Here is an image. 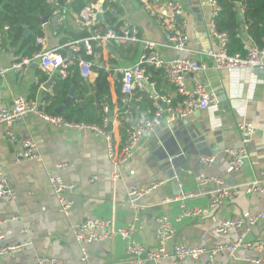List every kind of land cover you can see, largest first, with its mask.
<instances>
[{
  "label": "crops",
  "instance_id": "crops-1",
  "mask_svg": "<svg viewBox=\"0 0 264 264\" xmlns=\"http://www.w3.org/2000/svg\"><path fill=\"white\" fill-rule=\"evenodd\" d=\"M110 1L119 3L124 20L137 26L145 37L165 41L162 30L139 0H97L103 5L102 25L108 23ZM178 1L182 4L179 20L186 23L187 46L194 53L191 57L204 61L207 66L185 75V83L188 86L193 82L205 84L216 93L215 101L185 119L157 127L151 136L141 139L131 159L118 166L114 157L120 146L115 93L119 75L109 68L106 81L113 104L112 117L108 118L112 123L111 150L104 137L91 129H58L33 114L24 116L9 129L0 123V179L8 180L17 194L13 201L0 198V247L8 244L18 247L0 257V264H30L36 255L56 256L67 264H125L126 243L119 236L87 244V257L81 260L82 251L74 238L73 226L83 218L110 219L113 227L133 224V239L154 249L156 219L165 215L175 230L167 244V249L171 250L176 243L207 247L232 243L239 234L238 229L220 234L215 227L225 218L264 210V70L213 68L210 61L198 53L215 49L218 44L209 25L212 20L209 1ZM76 20L77 13L64 7L59 25L55 21L42 24L46 48L63 46L72 40L71 36L79 32ZM8 44L0 49V102L10 106L15 96L33 98L51 92L55 77L46 75V80L40 81L37 70L42 73L44 70L39 65L31 64L21 75L9 68L16 57L13 51L5 50L11 48H5ZM161 52L165 57L175 54L169 47H162ZM111 54H115L114 49ZM103 57L108 66L109 56L104 54ZM138 59L119 67L134 66ZM49 80L51 83L46 87ZM239 121L252 122L256 132L246 146L248 158L242 167L227 172L228 155L224 148L240 146L236 126ZM8 130L13 133V139L8 136ZM25 139L36 144L40 160L17 158ZM204 157H212V161L204 163ZM58 163L64 166L56 168ZM50 171L75 185L67 193L72 201L69 216L58 212L57 199L48 182ZM198 173L220 177L224 186H239L241 190L232 200L197 217L178 219L182 204L187 208L208 205L214 187L213 184L198 185L195 179ZM254 180L262 182V191L245 192L243 187ZM152 182L159 184L146 195L133 198L128 194L130 185L147 186ZM263 235L264 220L250 228L245 241L255 242ZM263 257L264 244L260 249L241 247L232 258L220 253L215 259L225 264H264L254 262ZM173 260L164 257L148 264H173ZM203 261L204 258L184 259L182 264H202Z\"/></svg>",
  "mask_w": 264,
  "mask_h": 264
},
{
  "label": "built area",
  "instance_id": "built-area-1",
  "mask_svg": "<svg viewBox=\"0 0 264 264\" xmlns=\"http://www.w3.org/2000/svg\"><path fill=\"white\" fill-rule=\"evenodd\" d=\"M70 1L64 0L63 4H61L62 7H59L57 0H49L55 7L47 21H55L56 25H59L63 8ZM208 1L212 7V20L209 25L218 44L215 49H205L198 53L208 59L215 69L227 71L238 69L264 70V37L261 44L254 43L251 36L246 32L247 26L244 24L243 17L241 16V38L244 53L229 54L226 48L227 35L219 33L214 29L213 17L217 14L219 7L216 0ZM139 2L162 30L164 42L145 37L137 26L125 21L122 15L118 16V20L122 22L120 26L109 23L102 25L101 17L98 14L103 12V5L100 7L99 2L96 1L95 3H88L77 14L78 30L85 31L87 33L85 36L69 40L63 46L52 48H46L45 36H38L35 38V44L39 45V49L32 53L31 56L13 61L9 66L10 69L21 75L25 69L35 63L49 77L59 76L62 78L67 77L70 74V69L76 66L80 76L89 80L97 77L98 66L96 62L100 58L105 64V70L108 72V66L103 55H110L114 43H139L142 47V52L137 63L134 66L116 68L114 73L119 75L117 83L120 85L121 93L123 94L122 101H127L128 97L135 90L146 88L155 99V108L151 118L141 114L135 120H131V122L136 121V123L131 126L125 141L119 147L114 157V162L117 166L127 163L139 146L141 139L151 136L157 127L162 124L169 125L174 121L185 119L196 110H204L216 99L214 90L205 84L193 82L191 86H188L185 83V75L204 70L207 66L204 61L191 57V54L194 53L187 46L186 23L179 20L182 4L178 0H139ZM240 3V15H242L243 8ZM109 13L115 14L116 9L109 8ZM162 47L171 48L175 54L165 57L161 52ZM5 50L12 51L11 48ZM62 50H64L65 54L61 52ZM81 52L85 55H90L93 59L85 58ZM146 64L153 65L156 69L163 71L165 79L175 88L178 94L176 99L165 93H155L153 82H149L150 75L146 73ZM49 105L50 101L43 96L33 98L15 96L10 106H6L0 102V123L9 129V127L24 116L33 114L58 129H91L104 137L110 150L113 148L112 136L103 128L66 119L62 115L49 111L47 109ZM104 108L106 110V107ZM108 122L107 117L104 120V125L107 126ZM236 126L240 133V146L238 148H224V152L228 155L227 172H234L242 167L248 158L246 146L256 132L255 125L250 121H239ZM7 134L10 139L14 138L10 130L7 131ZM16 156L18 159L40 160L36 144L31 139L22 141V147ZM202 161L210 163L212 157H204ZM62 166H64L63 163L55 165L56 168H61ZM187 172L191 173L190 170H187ZM115 176L118 175L116 174ZM195 179L200 186L213 184L214 188L210 191L211 198L205 208H187L182 204L178 219L181 217H197L208 211V209L220 206L226 200H232L234 195L238 194L241 190L239 186H224L222 179L214 175L198 173L195 175ZM48 182L57 199L58 212L64 216H69L72 201L67 196V193L74 188V183L65 181L61 176L52 171L48 173ZM158 184L157 182H152L147 186L130 185L128 187V194L133 198H139L157 187ZM243 188L247 193L260 192L262 191V182L254 180ZM4 197L13 201L17 198V194L9 181L2 178L0 179V198ZM136 206L134 204V207ZM262 220H264V210L246 211L242 214L223 219L214 229L217 233L228 234L238 229L239 234L232 243H219L213 247L176 243L171 250H168L167 244L172 239L175 230L170 219L165 215H160L156 219L155 239L157 245L154 249H149L133 239L132 235L135 230L133 224L126 227H113L110 219L101 217H88L76 221L73 226V234L81 247V260L87 257V244L94 241H107L115 236H119L126 243L125 251L128 254V258L125 264H148L164 257L174 259L173 264H182L184 259L200 260L202 258H204L202 264H225L224 261L215 259V256L224 253L227 257L232 258L241 247L260 249L263 246L264 235L255 242L245 241V236L250 228ZM1 237L2 235L0 234ZM17 248L16 245L9 244L1 246L0 257ZM254 262L264 263V257L256 258ZM30 264L67 263L56 256L36 255Z\"/></svg>",
  "mask_w": 264,
  "mask_h": 264
},
{
  "label": "trees",
  "instance_id": "trees-1",
  "mask_svg": "<svg viewBox=\"0 0 264 264\" xmlns=\"http://www.w3.org/2000/svg\"><path fill=\"white\" fill-rule=\"evenodd\" d=\"M63 1L57 0L59 7H62ZM96 1L71 0L65 8L67 11H74L78 14L88 3ZM216 2L219 10L213 17L214 29L227 35L226 48L229 54L244 53L241 38L242 17L247 26V34L251 36L254 43L261 44L264 37V0H241L242 15L237 11V0H216ZM109 6L116 9V15L109 13L108 23L120 26L122 22L118 20V16L123 14L122 8L115 1H110ZM54 7L49 0H0V45L4 47L8 42L5 48L11 47L16 57L15 60L31 56L39 49V45L35 44V38L44 36L41 17L49 19ZM24 25L32 31V34L24 35ZM86 34L85 31H79L71 38L72 40L77 39ZM112 49L115 54L110 53L107 63L111 72H114V69L120 65L132 64L142 52V47L138 43H114ZM61 52L65 54L64 50ZM81 54L87 59H93L83 52ZM96 65L98 75L93 82L81 77L76 66H73L67 77H55L51 92H47L43 97L50 101V105L47 106L49 111L69 120L103 128L112 136V132L104 125L108 111L113 110L110 86L106 81L107 71L101 58L97 60ZM145 69L150 75L149 82H153L155 93H166L174 99L178 97L175 88L167 82L162 70L149 64L145 65ZM37 73L40 75V81L46 80L47 76L41 70H37ZM115 84L121 146L132 126L131 120H135L141 114L148 118L153 116L155 99L149 90L143 88L135 90L124 102L120 85ZM70 90L73 96L69 101L64 102L69 97ZM59 107V111L56 112Z\"/></svg>",
  "mask_w": 264,
  "mask_h": 264
},
{
  "label": "water",
  "instance_id": "water-1",
  "mask_svg": "<svg viewBox=\"0 0 264 264\" xmlns=\"http://www.w3.org/2000/svg\"><path fill=\"white\" fill-rule=\"evenodd\" d=\"M240 2H241V0H237V11H238L239 14H240V7H239V3H240ZM100 7H101V4H100ZM98 16H99V17H102V13H99ZM47 19H48L47 17H41L42 23H46V22H47ZM23 30H24V35H25V36H27V35H29V34H32V31H30L26 25L23 26ZM111 51H112V49H111ZM32 66H35V65H32ZM50 83H51L50 80L47 81V82L45 83V86L48 87V86L50 85ZM152 94H153V93H152ZM72 96H73V94H72V90H70V92H69V97H68L64 102L69 101V99H70ZM59 109H60V107L56 110V112H58ZM107 117H108V118H111V117H112V111H111V110L108 111ZM135 123H136V121H133V122H132V125H135ZM107 129L110 130V131L112 130V123H111L110 120H109V122L107 123Z\"/></svg>",
  "mask_w": 264,
  "mask_h": 264
}]
</instances>
